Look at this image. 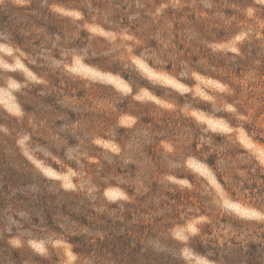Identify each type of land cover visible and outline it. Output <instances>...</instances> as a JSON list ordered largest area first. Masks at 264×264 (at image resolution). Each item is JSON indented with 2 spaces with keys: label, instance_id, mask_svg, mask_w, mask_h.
Instances as JSON below:
<instances>
[{
  "label": "rangeland",
  "instance_id": "obj_1",
  "mask_svg": "<svg viewBox=\"0 0 264 264\" xmlns=\"http://www.w3.org/2000/svg\"><path fill=\"white\" fill-rule=\"evenodd\" d=\"M70 1L68 5H78L90 13H99L103 9L97 6L101 0ZM251 1L264 4V0ZM8 2L23 5L28 0H0V4ZM150 2L154 4L152 0ZM229 7L225 0H159L155 6L158 15L170 9L179 13L176 21L184 43L200 38L204 44L202 55L199 59L194 57V60L218 78L185 69L178 72V76L190 84L161 68L150 67L142 58L134 56L133 47L129 44L132 36L126 30L108 32L95 23L82 21L81 12L62 4L51 5L49 9L72 20L74 29L65 32L68 42H64H71L79 36V31L85 30L89 34L87 41L102 37L105 43H100L104 46L101 51L93 48L89 51L85 47L87 45L78 50L64 48L60 59H46L45 66L49 72L45 73H52L58 85L36 88V84H48V81L39 78L23 61L34 65L35 57L3 42L6 37L0 33V143L14 138L17 151L48 178L59 181L65 189L78 186L91 193L93 185L70 167L52 158L60 165L61 170L56 171L34 156L36 152L45 158L49 155L39 144L31 141V134L23 124L26 118L23 105H35L33 92L37 95L53 94L55 96L51 97L56 98L58 104L76 111L86 109L94 119L95 131L108 127V133L115 137L116 128H131L126 132L125 153L120 159L125 165H134L137 175L147 169L157 171L159 167L148 159L142 148L153 139L140 119L153 118L157 127L161 124L165 129L157 134L164 138L155 143L160 167L178 169L190 175L192 182L164 176L177 187L170 188L176 200L162 204L159 198L154 197L148 205L142 203L136 207L137 198L147 190L139 178L130 182V187L135 190L133 197L118 188L106 189L103 196L107 202H116L121 209L124 201L135 203L130 207L131 211H136L128 222L130 233L145 249L162 254V263L173 256L178 264H215L196 252L194 247H198L200 241L244 244L245 235H255L252 234L255 226L250 222L262 224L259 233H264V79L257 78L253 68L231 62L234 57L228 52H238V43L245 36L243 30L225 41L210 42L201 37L188 19L189 14L207 18L204 33L209 35L233 21L234 18H228L225 13ZM235 9L244 17L253 13V8ZM102 55L109 56L106 63L118 62L116 73H127L129 81L101 69L99 65L105 64L101 60ZM143 55L150 57L146 53ZM87 59H94L95 63L88 64L85 62ZM66 81L73 84L72 96H67L64 89ZM79 93H83V98L78 96ZM32 116L28 117V126L31 131H36ZM55 120L63 123L56 126ZM82 124V120L81 123L68 122L58 114L52 121L41 125L46 126L49 139H58L57 131L77 130ZM36 136L46 138L44 133ZM94 142L112 152H121L112 140L96 138ZM78 149L76 146L67 150L69 159L81 155ZM0 154L9 157L14 152L11 147H5ZM161 158L165 159L163 164ZM73 177H78L77 185L72 182ZM173 211L177 216L167 217ZM139 227L144 230L140 231ZM115 233L122 235L124 230L118 229ZM9 247L11 250L20 249V252L22 248L28 250L24 254L26 259L20 264H40L37 257H42L48 264L84 262L56 235H13L6 242L0 239V250ZM1 258L0 255V264H19L17 260ZM123 261L132 260L125 256ZM137 261L133 263H140ZM154 263L159 262L155 260Z\"/></svg>",
  "mask_w": 264,
  "mask_h": 264
},
{
  "label": "trees",
  "instance_id": "obj_2",
  "mask_svg": "<svg viewBox=\"0 0 264 264\" xmlns=\"http://www.w3.org/2000/svg\"><path fill=\"white\" fill-rule=\"evenodd\" d=\"M152 1L153 5L150 0H101L97 6L103 9L99 13H90L75 4L68 5L70 0H28V3L23 5L8 2L0 4V33L6 37L2 39L3 42L35 57L34 65L23 61L34 74L48 81V84L45 82L36 84V88L58 85L52 73H45L49 72L45 66L46 59L50 57L60 59L61 50L64 48L69 51L78 50L87 45L85 47L89 51L90 48L101 51L105 43L102 37L87 41L86 37L89 34L85 30L79 31V36L66 43L68 41L65 32H72L74 25L71 18L49 9L54 4L78 10L83 15L82 21L95 23L108 32L121 33L122 30H126V33L132 36L129 44L133 47L134 56L142 58L150 67L161 68L184 83L190 84L188 80L178 76V72L183 69L218 78L212 71L194 60V57L199 59L204 50L200 38L189 39L186 43L182 41L179 24L176 21L179 13L170 9L158 15L155 13V6L159 4V0ZM225 1L231 7L225 9V13L228 18L234 19L211 31L209 35L204 33L207 18L189 14L188 19L201 33V37L210 42L225 41L243 30L245 36L238 43V52H228L234 57L231 62L253 68L255 76L264 79V4L252 3L251 0ZM235 7L244 10L253 8V13L250 17H244ZM93 16H96V19H93ZM57 37L61 39L57 40ZM58 42L60 44H57ZM144 53L150 57H144ZM101 60L105 63L99 65L101 69L129 81L127 73H116L118 62L106 63L109 60L108 55H102ZM85 62L94 64L95 60L87 59ZM72 86L73 84L66 81L64 89L67 96H72ZM32 95L35 105L31 107L23 105L26 112L23 124L31 134V141L39 144L42 151L49 155L45 158L36 152L34 156L44 165L56 171L61 170L60 165L52 160L55 158L82 175L81 177L87 179L94 189L88 193L78 186L74 189L63 188L59 181L48 178L17 151L14 138L5 139L0 143V150L4 151L5 147H11L14 155L6 157L0 154V239L6 242L7 238L13 235H56L69 245L79 260H84L81 264H155V260L159 262L158 264H178V260L172 258L173 256L168 262L162 263V254H155L145 249L139 241H135L128 224L136 212L130 209L135 203L124 201V208L121 209L116 202H107L103 196L106 189L118 188L133 197L135 190L134 187H130V182L139 178L147 186V190L137 198L136 207L142 203L148 205L154 197L159 198V203L162 204L167 200H176L170 188L177 187L164 179V176L169 175L192 182L190 175L178 169L168 170L163 165L160 167L155 143L164 138L157 135L161 130H165L161 124L157 127L151 117L140 119V123L147 127L153 139L152 143L148 145L145 143L142 148L148 159L159 167L157 171L147 169L137 175L134 165H125L120 159L125 153L124 146L128 137L126 132L131 128L118 127L115 137H112L107 131L108 127L95 131L94 119L86 109L76 111L67 105L58 104L56 98L51 97L53 94L37 95L33 92ZM78 96L83 98L84 95L79 93ZM30 114H33L32 121L37 125L36 131H31L28 126ZM58 114L64 116L68 122L81 123L82 120L84 125L77 130L68 128L57 131L59 138L49 139L45 131L46 126L41 124L52 121ZM56 122V126L63 123L61 120H55L54 123ZM39 133L46 134V138L37 137ZM95 137L103 141L112 140L120 147L121 152L115 153L105 149L94 142ZM76 146L81 155L69 159L67 150ZM90 159L92 160L89 161ZM161 161L163 164L165 159L161 158ZM205 162L212 164L209 160ZM78 181V177L72 178L75 185ZM175 216L177 215L174 211L167 214L169 218ZM250 224L255 226L252 230V234L255 235H245L247 239L244 244L229 245L225 242L200 241L199 246L194 248L215 264H264V233H259L262 224L256 222ZM118 229H123L124 233L115 235ZM139 230L144 229L139 227ZM10 248L0 250L4 260L13 259L20 264L26 259L24 254L27 249L22 248L20 252V249ZM125 256L132 261H123ZM136 260L140 263H133ZM36 261L48 264L42 257L41 259L37 257Z\"/></svg>",
  "mask_w": 264,
  "mask_h": 264
}]
</instances>
